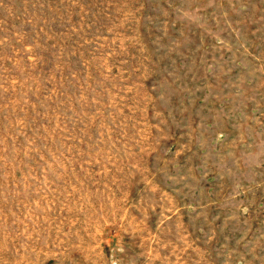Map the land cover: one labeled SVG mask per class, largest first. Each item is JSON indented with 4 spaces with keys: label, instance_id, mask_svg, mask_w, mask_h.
Wrapping results in <instances>:
<instances>
[{
    "label": "rangeland",
    "instance_id": "374dc122",
    "mask_svg": "<svg viewBox=\"0 0 264 264\" xmlns=\"http://www.w3.org/2000/svg\"><path fill=\"white\" fill-rule=\"evenodd\" d=\"M0 264H264V0H0Z\"/></svg>",
    "mask_w": 264,
    "mask_h": 264
}]
</instances>
